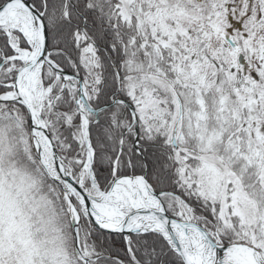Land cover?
<instances>
[{
	"label": "snow or ice",
	"instance_id": "6c2138e0",
	"mask_svg": "<svg viewBox=\"0 0 264 264\" xmlns=\"http://www.w3.org/2000/svg\"><path fill=\"white\" fill-rule=\"evenodd\" d=\"M0 264H264V0H0Z\"/></svg>",
	"mask_w": 264,
	"mask_h": 264
}]
</instances>
